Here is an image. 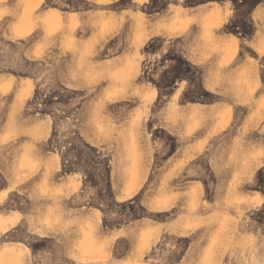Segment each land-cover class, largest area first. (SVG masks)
<instances>
[{"label": "rangeland", "instance_id": "rangeland-1", "mask_svg": "<svg viewBox=\"0 0 264 264\" xmlns=\"http://www.w3.org/2000/svg\"><path fill=\"white\" fill-rule=\"evenodd\" d=\"M255 2L231 7L233 24L264 27ZM17 3L0 0V264H264L263 174L179 185L171 77L158 62L149 75L143 46L115 52L114 11L68 34L61 20L19 22ZM242 137L214 159L263 164Z\"/></svg>", "mask_w": 264, "mask_h": 264}, {"label": "crops", "instance_id": "crops-1", "mask_svg": "<svg viewBox=\"0 0 264 264\" xmlns=\"http://www.w3.org/2000/svg\"><path fill=\"white\" fill-rule=\"evenodd\" d=\"M17 1L19 22L37 15L39 19L61 20L67 23L68 34L73 31L70 22L85 24L91 15L111 9L117 20L112 38L122 41L115 52L141 53L138 48L143 46L152 77L159 66L155 62L160 63L164 75L171 77L167 95L169 99L177 97L179 104L174 147L179 185L190 189L202 183L213 190L209 183L231 180L238 172L264 176L259 158L245 163L242 159H214L216 150L228 148V140L233 143L237 133H242L248 148H264V61L260 57L264 27L256 26L253 19L250 29L237 26L233 23L239 14L231 12V7L248 0H52L42 11L43 0ZM252 5L255 13L264 11V0ZM142 22L147 23V29H142ZM127 38L129 48L121 49L127 47ZM142 38L138 46L135 42ZM48 150L47 155L56 157L55 148ZM174 155L167 152L162 159ZM63 181L68 182L57 180L52 187L65 190ZM5 182L0 189H7Z\"/></svg>", "mask_w": 264, "mask_h": 264}, {"label": "bare ground", "instance_id": "bare-ground-1", "mask_svg": "<svg viewBox=\"0 0 264 264\" xmlns=\"http://www.w3.org/2000/svg\"><path fill=\"white\" fill-rule=\"evenodd\" d=\"M12 85V84H11ZM11 85H8V87H11ZM4 86H6V85H4ZM6 88V87H5ZM7 89V88H6ZM9 89V88H8ZM14 89V88H13ZM12 90V89H11ZM5 98H7V97H5ZM10 98V97H9ZM4 104V103H3ZM163 106V105H162ZM161 106V107H162ZM5 107V106H4ZM18 109H21V108H19V107H17ZM86 108V107H85ZM160 109V108H159ZM27 110V109H26ZM4 111V110H3ZM15 111V110H14ZM18 111V110H17ZM82 111V110H81ZM84 111V110H83ZM79 112V111H78ZM2 113V112H1ZM19 113V112H18ZM5 115V114H4ZM21 115V114H20ZM26 115V114H25ZM25 115L23 116V117H25ZM17 117V116H16ZM19 117V116H18ZM33 117H35V116H33ZM121 117H123V116H121ZM23 146V145H22ZM29 146V145H28ZM28 146H26V147H28ZM31 146V145H30ZM29 149V148H28ZM29 157V156H28ZM31 158V157H30ZM18 163V162H17ZM5 164V163H4ZM18 165V164H17ZM2 166H4V165H2ZM6 166V165H5ZM4 168V167H3ZM1 174V173H0ZM1 182V181H0ZM4 182V181H3ZM23 182H25V181H23ZM2 183V182H1ZM7 184V183H6ZM23 184V183H22ZM29 184H30V182H29ZM28 185V184H27ZM17 187V186H16ZM40 188H41V186H39ZM18 188H19V186H18ZM22 189H23V187H22ZM43 189V188H42ZM45 192V191H44ZM43 192V193H44ZM35 197H36V195H35ZM48 197H49V195H48ZM43 199V198H42Z\"/></svg>", "mask_w": 264, "mask_h": 264}]
</instances>
